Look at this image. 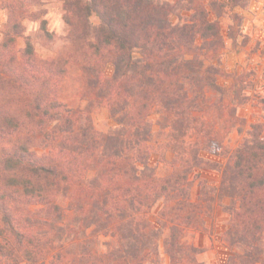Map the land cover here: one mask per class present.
Wrapping results in <instances>:
<instances>
[{"label":"trees","instance_id":"1","mask_svg":"<svg viewBox=\"0 0 264 264\" xmlns=\"http://www.w3.org/2000/svg\"><path fill=\"white\" fill-rule=\"evenodd\" d=\"M1 2L0 264H162L161 243L168 264H205L187 236L206 229L220 264H264V116L238 114L251 82L222 65L251 0H63V36L42 0ZM26 18L63 40L54 56Z\"/></svg>","mask_w":264,"mask_h":264},{"label":"rangeland","instance_id":"2","mask_svg":"<svg viewBox=\"0 0 264 264\" xmlns=\"http://www.w3.org/2000/svg\"><path fill=\"white\" fill-rule=\"evenodd\" d=\"M208 2L209 0H205ZM221 1V0H220ZM42 8L47 10L45 18L47 19L46 28L50 32H54L57 36H63L66 31V24L63 18V0H42ZM33 9H36L34 7ZM235 11L241 13L243 19L238 27V34L236 40H226L225 46L222 50V65L230 72L237 71L246 75V81L251 82L250 87L247 88L248 102L238 109V114L246 120V123L254 121L257 118L264 116L262 109L264 100V0H251L246 9L235 8ZM185 13V12H184ZM50 14V15H49ZM61 14V15H60ZM229 14V13H228ZM224 13L219 17L222 31L226 35L228 25L231 23L229 15ZM49 16V18H48ZM62 16L63 25H59L56 19ZM211 18H216L215 13L211 12ZM7 20V10L2 7L0 0V41L2 39V29ZM173 20H178L177 16H173ZM61 21V20H60ZM92 21L97 24L99 22L96 16L92 17ZM25 35L34 39L35 48L38 55L41 57L54 56L63 44L62 39H57L55 42H49L44 37V34L38 35L39 21L26 18L24 20ZM38 36V38H37ZM19 45H25V39L18 40ZM138 55V54H136ZM253 79V80H251ZM222 84H226L227 80L220 78ZM156 119V117H154ZM93 122L97 129L101 131H108L116 124L109 117L107 108L101 107L93 114ZM241 135L237 131H233L229 135L228 144L234 146L241 139ZM222 159L221 157H216ZM167 170L162 168V172ZM201 176L206 177L211 184H218L220 182V173L212 169L198 170ZM199 193V185L197 180L192 186V199L197 200ZM215 217L222 221L224 214L217 211ZM207 224L209 223V218ZM187 241L194 243L203 250L199 254L200 260L205 264H220L225 258L226 248L220 235L211 239L207 234V229L204 231H192L187 236ZM160 253L162 256V264H168L169 258L165 254L164 247L160 246Z\"/></svg>","mask_w":264,"mask_h":264},{"label":"crops","instance_id":"3","mask_svg":"<svg viewBox=\"0 0 264 264\" xmlns=\"http://www.w3.org/2000/svg\"><path fill=\"white\" fill-rule=\"evenodd\" d=\"M45 1V0H44ZM47 1V0H46ZM50 15V14H49ZM61 15V14H60ZM48 18H49V16H48ZM61 20V21H60ZM56 22L60 25H63L64 24V22H63V20H62V16H59V19L57 18L56 19Z\"/></svg>","mask_w":264,"mask_h":264}]
</instances>
